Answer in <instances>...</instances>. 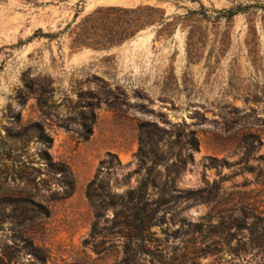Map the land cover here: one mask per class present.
Masks as SVG:
<instances>
[{
  "label": "rangeland",
  "instance_id": "rangeland-1",
  "mask_svg": "<svg viewBox=\"0 0 264 264\" xmlns=\"http://www.w3.org/2000/svg\"><path fill=\"white\" fill-rule=\"evenodd\" d=\"M112 7H153L160 14H146L161 21L118 46H78L94 42L97 23L85 18L100 10L109 23ZM35 123L53 141V163L71 172L68 197ZM144 123L165 160L151 197L165 205L147 241L127 248L111 210L93 228L85 192L95 176L114 194L136 187L150 166L135 157ZM0 184V198L33 201L5 207V264H43L23 248L27 237L44 264L264 259V0H0Z\"/></svg>",
  "mask_w": 264,
  "mask_h": 264
},
{
  "label": "trees",
  "instance_id": "trees-1",
  "mask_svg": "<svg viewBox=\"0 0 264 264\" xmlns=\"http://www.w3.org/2000/svg\"><path fill=\"white\" fill-rule=\"evenodd\" d=\"M107 11L112 13L113 16L109 19V23L102 24L104 21L97 16L101 12L100 10L95 11L93 14H90L85 18L84 21L89 22L93 20L94 23H97L96 26L93 27L89 37L94 40V42L81 43L78 46H90L97 49H108L118 46L123 42L134 38L136 34L145 27L161 21V17H153L150 14H146V12H159L160 14V11L153 7H137L129 9L112 7L108 8ZM237 12V10H228L224 11L222 14L223 16L230 18L236 15ZM89 107L91 108L90 112L93 125L96 120L93 111L94 104L90 103ZM33 127H35L33 131L34 138L37 142H40L45 146L40 154L42 160L46 162L49 168H53L55 172L61 174V177H64L67 180L68 190L66 191V196H70L74 189L70 170L65 164L53 163L52 158L48 153V149L52 146V139L44 132V129L38 123H35ZM149 127L153 128L154 131L157 130L154 125L148 123L139 126L138 150L135 157L141 166H144L146 163H150V166L146 169L145 175L141 178L136 187L127 189L123 194H114L108 188L107 182L101 180L97 184L98 178L95 176V178L87 184L85 192L88 201L95 209L96 221L93 224V228H95L99 218L104 217V213L111 210L113 214L111 223L114 227L120 230V234H122V237L124 238V246L127 248L132 245L141 247L147 241V235H149L151 227L157 224V215L162 212V208L165 205L164 199L160 198L153 200L151 197V190L155 186V179H151V172L160 164H164L165 160L158 156V147L154 140L155 133L154 131H149V129L147 130ZM64 128L68 129V127ZM85 128V134L81 135L82 140H87L92 132V126H85ZM189 148L197 150L198 141H196V139L193 140L189 145ZM12 151V148L7 149V157H11L10 154ZM107 157L110 159L109 162L116 159L115 155L112 154H107ZM23 191H26L27 196H33L31 190L24 189ZM188 193L192 194L193 192L189 191ZM18 202L33 204L32 199L29 198H15L14 200L9 201L5 194L1 196L0 216H2L3 219H1L0 225L3 224L5 220V207L10 206L11 208H15L17 207L16 204H18ZM254 232L255 231L252 230L249 235L250 244L254 249L260 250L262 249V243L258 242L257 236H254ZM23 242H25L23 248L29 249V254L32 255V258L36 262L43 264L46 263L47 257L43 248L36 247L33 239L28 237L24 238ZM5 257L6 255L4 253H0L1 264H5ZM240 264H264V259H258L257 257L250 258Z\"/></svg>",
  "mask_w": 264,
  "mask_h": 264
}]
</instances>
